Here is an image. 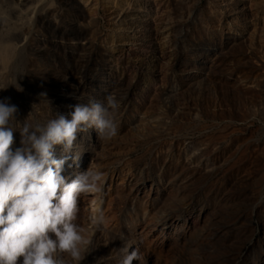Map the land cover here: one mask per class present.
Masks as SVG:
<instances>
[{
    "label": "rangeland",
    "instance_id": "374dc122",
    "mask_svg": "<svg viewBox=\"0 0 264 264\" xmlns=\"http://www.w3.org/2000/svg\"><path fill=\"white\" fill-rule=\"evenodd\" d=\"M0 264H264V0H0Z\"/></svg>",
    "mask_w": 264,
    "mask_h": 264
},
{
    "label": "bare ground",
    "instance_id": "6f19581e",
    "mask_svg": "<svg viewBox=\"0 0 264 264\" xmlns=\"http://www.w3.org/2000/svg\"><path fill=\"white\" fill-rule=\"evenodd\" d=\"M73 165H74V163H73V161H72V169L74 170V173L76 174V178L78 179V177L79 176H81V171H79V170H76V169H74V167H73ZM64 172H58V169L57 170H55L54 171V174H53V176L51 177V179H50V181H49V183H47V185H48V187H46L45 188V191H44V194L43 195H45L44 197H46V196H48L49 195V193L50 192H53L55 189H56V187L57 186H60V188L58 189V194H59V197H60V199H62V202H65V201H69L68 199H67V197L68 198H70L71 200H74V203H75V199H76V195H74L73 194V192L71 191V189H73V188H68L67 186H65V182L67 181L66 180V177L64 176L63 178H62V181L60 180V176H63L62 174H63ZM64 178H65V180H64ZM75 178V179H76ZM76 181V180H75ZM78 192H85V193H89L90 192V189L87 187V185H86V182L85 181H83V182H78ZM78 195V197H79V193L77 194ZM88 195H91V194H88ZM93 195V194H92ZM4 196V195H3ZM97 196V195H96ZM80 198V204H83L82 202H84V199L83 198H81V196L79 197ZM78 198V199H79ZM102 199V198H101ZM93 201V200H92ZM96 201V203H97V200H95ZM99 201V200H98ZM4 202V201H3ZM94 202V201H93ZM100 202V201H99ZM95 203V202H94ZM96 203L93 205V204H86V214L88 215V214H92V215H95L96 217L98 216V207L100 206L98 203H97V205H96ZM96 206H97V208H96ZM101 208V207H100ZM5 212V211H4ZM6 217L7 218H9L10 217V215H11V207H10V205H9V203H6ZM5 216V215H4ZM89 216V215H88ZM86 217V216H85ZM90 217V216H89ZM89 219V218H88ZM83 223H84V225H86V224H90V223H92L91 221H85V219L83 220Z\"/></svg>",
    "mask_w": 264,
    "mask_h": 264
}]
</instances>
